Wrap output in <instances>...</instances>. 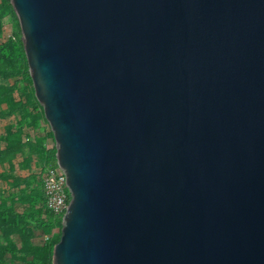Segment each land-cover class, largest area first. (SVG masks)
I'll return each instance as SVG.
<instances>
[{
  "label": "water",
  "instance_id": "water-1",
  "mask_svg": "<svg viewBox=\"0 0 264 264\" xmlns=\"http://www.w3.org/2000/svg\"><path fill=\"white\" fill-rule=\"evenodd\" d=\"M70 199L51 264H264V0H8Z\"/></svg>",
  "mask_w": 264,
  "mask_h": 264
},
{
  "label": "rangeland",
  "instance_id": "rangeland-1",
  "mask_svg": "<svg viewBox=\"0 0 264 264\" xmlns=\"http://www.w3.org/2000/svg\"><path fill=\"white\" fill-rule=\"evenodd\" d=\"M18 35L20 37V30L12 8L5 0H0V43L14 38L10 48L0 52V152L7 150L15 140L23 145L16 147L18 149L9 160H0V202L11 197V202L15 201L14 210L24 213V208L29 205L17 201L21 192L33 194L41 205L37 168L43 164L38 161L36 151L30 145L39 141L44 151H51L54 140L42 110L34 105L29 74H25L20 67L21 50L16 39ZM15 72L18 75L12 77ZM41 209V219H45L42 205ZM36 226V221L30 219L27 225L21 227L22 232L6 234L0 230V257L6 264H23L31 259H41L52 241L59 239L61 225L55 224L48 232ZM8 245L9 251L5 249ZM48 264H51V260Z\"/></svg>",
  "mask_w": 264,
  "mask_h": 264
},
{
  "label": "trees",
  "instance_id": "trees-1",
  "mask_svg": "<svg viewBox=\"0 0 264 264\" xmlns=\"http://www.w3.org/2000/svg\"><path fill=\"white\" fill-rule=\"evenodd\" d=\"M5 3L8 4L10 6V3L8 0H5ZM11 7V6H10ZM14 38H8L6 41L1 42L0 43V52L1 51H6L7 49L10 48V46L13 44ZM17 41L20 43V50H21V55H20V60H21V64L20 67L22 68L23 72L25 74H28V69H27V64H26V59H25V55L23 52V48H22V44H21V40L19 35L16 37ZM18 75L17 72H15L14 74H12L11 76H16ZM29 82L31 83L30 77H28ZM4 98V97H1ZM34 99V105L38 106L41 110L42 108L40 107V105L38 104V102L36 101V99L33 97ZM43 115V112H42ZM50 135L52 136V133L50 131ZM53 138V136H52ZM16 141V140H15ZM13 142V145L9 146L7 148V150H4L2 152H0V160H9L10 157L13 156L14 151H16V147H20L21 144L17 143V142ZM23 146V145H22ZM21 146V147H22ZM34 151H36V154L38 156V161H40L42 164L43 163H47L49 161H55V148H53L51 151H44L41 142L39 141H34V144L30 145ZM33 193V192H30ZM35 193V192H34ZM40 201H41V205L43 206L46 218L45 219H41L42 217V209H41V205L38 204L39 200L38 198L35 196H33V194H30L28 192H21L20 196L18 198V202L22 203L23 205H29L28 207H25V212L24 213H19L17 211L14 210L13 205L15 203H12L11 201L13 200L11 197L8 198H4L1 200L0 202V230L5 231V233H11V232H22L21 227L23 225H27V221L31 220H35L37 223L36 227L39 228H43L44 231L48 232L52 226H54L55 224L61 225V221L54 217L52 214H50L46 209H45V205H44V195L42 192V187L40 184ZM14 198V196H13ZM15 200V199H14ZM39 205V206H37ZM5 238L7 239V236H5ZM57 240H53L52 241V245L56 242ZM11 243L9 242V245ZM6 246V250H10V246ZM52 245L46 250L45 255L43 256V258L41 259H31L30 261H24L23 264H48L51 260V252H52ZM4 249V250H5ZM0 264H6L4 260L1 259L0 257Z\"/></svg>",
  "mask_w": 264,
  "mask_h": 264
},
{
  "label": "built area",
  "instance_id": "built-area-1",
  "mask_svg": "<svg viewBox=\"0 0 264 264\" xmlns=\"http://www.w3.org/2000/svg\"><path fill=\"white\" fill-rule=\"evenodd\" d=\"M37 174L44 195L45 209L61 221L70 199L62 169L56 161H50L37 168Z\"/></svg>",
  "mask_w": 264,
  "mask_h": 264
}]
</instances>
